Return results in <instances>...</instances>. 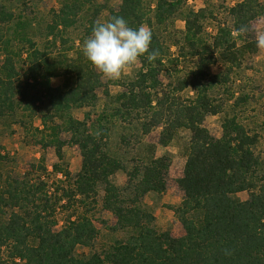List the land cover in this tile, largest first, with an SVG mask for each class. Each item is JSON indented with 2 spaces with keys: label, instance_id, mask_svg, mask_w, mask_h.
<instances>
[{
  "label": "trees",
  "instance_id": "16d2710c",
  "mask_svg": "<svg viewBox=\"0 0 264 264\" xmlns=\"http://www.w3.org/2000/svg\"><path fill=\"white\" fill-rule=\"evenodd\" d=\"M163 6V0H159L154 9L153 18L160 24L170 16ZM81 7L77 0H67L55 28L72 24ZM146 10L143 0H123L119 11H112L111 17L122 16L132 28L148 26L152 33L149 52H158L152 62L147 60V53L138 59L141 68L128 83L125 93L117 95L120 105L113 115L126 119L133 112H144L148 117L150 114L143 129L147 133L163 123L159 141L162 145L171 139L172 135L168 134L173 129L186 128L192 132L184 173L178 182L183 198L174 209L184 235L174 237L169 230L158 231L154 214L141 204L147 194L165 191L170 158L157 157L155 153L147 156V164L134 169L125 187H115L108 177L119 163L109 159L102 151L103 145L81 130V124L73 119L72 106L86 107L97 100L96 90L101 80L94 67L80 60L72 61L66 68L74 76L75 87L64 90L51 85L48 60L41 64L34 62L33 83H37V76L42 77V88L28 95L27 91L17 90V73L6 61L0 66V117L21 103L17 97L23 102L30 96L33 104L40 102L42 107L48 104L50 115L42 116L45 128L49 129V123L53 124L55 118L62 123L54 122L42 143L61 148L64 142L60 141V134L63 131L73 134L83 158L77 190L73 193L86 195L97 182L106 184L103 207L116 218L111 230L124 231L127 237L101 253L78 255L77 247L92 248L98 237L94 221L77 217L54 231L56 222L52 216L58 200L48 196L46 185L18 179L7 183L0 174V264H264V177L259 172L260 158L253 150L255 137L235 118L224 122L220 139L202 127L205 116L216 115L221 110V105L215 104L210 95L211 89L227 84L234 68L239 67L240 50L234 34L239 38L238 34L245 32L242 29L247 31L252 20L264 16V5L259 0H243L231 8L232 27L220 28L211 46L200 37L197 15L190 13L195 20L186 19L187 49L183 47L180 53L183 58L196 59L197 64L177 87L178 91L194 90L195 99L188 106L174 97L171 99L172 92L162 89L159 76L166 70L164 58L168 57L169 50L155 33V21ZM13 19L12 15L0 11V24ZM249 41L243 44L246 50L253 49V45L246 43ZM216 52L225 69L211 76L212 62H217ZM33 83L27 81L28 86L36 89ZM105 94L109 96L108 91ZM107 118V114L101 115L102 120ZM243 191L250 192L249 199L237 200L235 194ZM4 251L6 259L2 258Z\"/></svg>",
  "mask_w": 264,
  "mask_h": 264
},
{
  "label": "rangeland",
  "instance_id": "374dc122",
  "mask_svg": "<svg viewBox=\"0 0 264 264\" xmlns=\"http://www.w3.org/2000/svg\"><path fill=\"white\" fill-rule=\"evenodd\" d=\"M77 1L82 7L73 18L74 22L67 27L55 28L67 0H0V11L14 18L11 22L0 24V66L6 61L8 66L12 65L17 73L15 83L18 91H27L30 95L42 88V77L37 76V83H33L35 80L31 69L34 62L41 64L48 60L47 73L52 75L51 85L64 90L75 87L74 76L66 68L72 61L80 60L94 67L83 55V43L91 35L95 22L98 19L109 20L112 11L120 10L123 0ZM242 1L163 0V9L170 16L165 23L160 24L153 18L159 0H143L146 11L155 21V33L169 50L168 57L164 58L166 70L160 74L159 80L163 84V88H160L172 92L171 99L174 97L184 106L190 105L195 99V92L191 88L177 90L179 81L190 75L197 64L196 59L183 58L180 53L183 47L187 49L184 41L186 19L189 17L195 20L190 13L197 15L196 22L202 31L200 37L211 46L220 28L232 27L230 9ZM259 3L264 5V0H259ZM249 25L247 31L238 34L239 38L234 34L240 50L239 67L234 68L227 84L218 85L210 91L215 104L221 105V110L216 115L205 116L202 127L212 137L220 139L224 122L235 118L250 136L255 137L253 150L260 158L259 172L264 177V50H258L255 45L256 30L264 29V16L255 18ZM245 41H249L246 43L253 45V49H244ZM219 55V52L214 54L217 62H212L211 76L225 69ZM140 68L141 63L137 61L116 79L104 77L95 68L101 80V86L96 90L97 100L86 107L72 106L70 113L81 124V130L103 145L102 151L108 154V158L119 163L118 168L114 170L113 167L108 177V181L115 187H125L134 169L147 164V156L155 153L157 157L167 155L170 158L165 191L162 194H147L141 204L154 214V226L158 231L169 230L174 237H181L184 230L174 209L183 198L178 182L184 173L192 132L186 128L173 129L168 134L172 135L171 139L162 145L159 141L165 127L163 123L147 133L143 129V123L151 118L150 114L148 117L144 112H133L126 119L113 115L120 105L116 101L117 95L125 93L128 83L135 78ZM27 81L37 88L28 86ZM107 91L109 96L105 94ZM29 97L23 102L19 97L15 98L21 103H16L14 111L8 110L0 117V174L3 182L10 183L18 179L46 185L48 196L58 200L52 216L56 222L53 230H61L70 219L72 221L84 216L91 218L98 228V237L92 248L77 247L76 253L88 256L93 252L101 253L117 240L127 237L124 231L111 230L116 218L103 207L106 184L97 182L86 195L74 194L77 190V175L83 164L81 150L71 132L63 131L60 134L59 139L64 142L61 148L42 143L44 137L47 139L54 122H62L55 118L53 124L49 123L50 128L46 129L42 116L49 113L48 104L43 107L40 102L33 104ZM103 113L107 114V120L101 119ZM249 196V191L235 194V198L240 201L248 200ZM6 257L7 252L4 251L2 258Z\"/></svg>",
  "mask_w": 264,
  "mask_h": 264
},
{
  "label": "clouds",
  "instance_id": "9594fccd",
  "mask_svg": "<svg viewBox=\"0 0 264 264\" xmlns=\"http://www.w3.org/2000/svg\"><path fill=\"white\" fill-rule=\"evenodd\" d=\"M151 42L152 33L148 28H132L122 16H113L107 21L95 22L82 51L104 77L116 79L146 53L149 62L157 58L158 52H149ZM255 45L258 50H264V29L256 30Z\"/></svg>",
  "mask_w": 264,
  "mask_h": 264
}]
</instances>
